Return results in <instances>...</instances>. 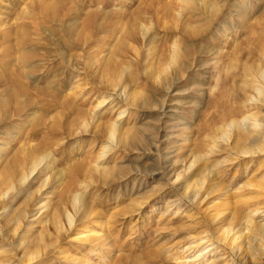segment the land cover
<instances>
[{"label": "rangeland", "instance_id": "1", "mask_svg": "<svg viewBox=\"0 0 264 264\" xmlns=\"http://www.w3.org/2000/svg\"><path fill=\"white\" fill-rule=\"evenodd\" d=\"M262 20L264 0H0V264H264L261 237L204 239L216 212L264 225V153L226 161L239 134L264 144L242 104ZM231 180L254 185L237 207Z\"/></svg>", "mask_w": 264, "mask_h": 264}, {"label": "bare ground", "instance_id": "2", "mask_svg": "<svg viewBox=\"0 0 264 264\" xmlns=\"http://www.w3.org/2000/svg\"><path fill=\"white\" fill-rule=\"evenodd\" d=\"M260 22V21H259ZM262 24L260 23L258 25V32L260 33L259 36H258V39L256 40L258 44L257 47H262L264 48V20L261 21ZM255 41V42H256ZM256 47V48H257ZM259 49V48H258ZM217 63V62H216ZM248 69H250L251 71H253L252 75L256 78V80L254 81L255 82V86H251V88L253 89V92H251V94H247L246 95H243V99H242V104L245 105H258L259 103H263L264 104V64L262 66V68H259L258 67V70H254V68L252 67H248ZM226 77V76H225ZM220 79H223V78H220ZM221 82V81H220ZM224 83H226V79H224ZM221 84V83H220ZM216 86L214 88H212L211 91L213 92H217V90L219 91V89L221 88V85H218V84H215ZM212 93V92H211ZM234 119V118H233ZM252 119H255V122L254 123H250V121ZM253 121V120H252ZM262 124H259V120L258 118H256V115L254 114H248L247 117L243 118V120L239 121H235V120H232L230 122H227L224 126V129L226 130L225 133L223 134V136H227V132H230L231 131H238V130H244V132H249L252 130V127H255V128H259L261 127ZM116 131H117V126L116 125H113L111 126V130L109 131L108 133V139H114L115 137V134H116ZM246 133V134H247ZM240 134L238 135V138L237 139H233L230 144H229V148H228V153H229V156L226 158V161L227 163H230L231 166L232 164H239L240 162L242 161H245L246 159H248V157L250 156H254L256 154H260L261 152L264 153V144H263V141L262 139L260 140V137L258 138H254V139H250L249 140V137L244 140V138H240ZM259 141V142H258ZM249 142V143H248ZM126 143V142H125ZM248 144H251V145H248ZM253 144V145H252ZM30 161V159H29ZM44 161V158H37V157H33V159L31 158V161H30V172L31 174L33 172H35V169H37L41 164L42 162ZM229 164V165H230ZM240 165V164H239ZM250 165V163H249ZM237 166V165H235ZM168 171H172V163L169 164L168 166H166ZM229 167V166H228ZM239 167V166H238ZM210 173V172H209ZM218 173V172H217ZM247 174V173H246ZM245 174V175H246ZM23 176L20 178V181L19 182H25L27 179H28V176H29V173L25 172L22 174ZM216 174L215 172H212V176L214 177ZM237 177V175H236ZM177 178V177H176ZM181 178V174L178 176L177 180H175L174 182H178ZM207 178V177H206ZM232 181V180H231ZM239 183V182H238ZM255 183V181H254ZM236 183L234 182V180L230 183L229 186H226L224 189H225V193L227 195V205H231V203L233 202L232 199H236L237 197L239 196H242V192L246 189L247 191L249 190L248 188H250V186H254L251 184V182L249 181H243L242 183H240L239 185L237 184V188L234 189V185ZM259 184V183H258ZM257 184V185H258ZM256 185V184H255ZM261 185V184H260ZM259 185V186H260ZM45 186V185H44ZM219 186V185H218ZM12 188V186H11ZM199 188V187H198ZM254 188V187H252ZM264 188V187H263ZM216 189H217V185H216ZM215 190V189H214ZM214 190L212 192H214ZM211 192V194H212ZM200 191H195L194 194L190 197V200L192 204H195L196 200H198V196L200 195L199 194ZM6 194L3 195V197H5ZM210 195V194H209ZM200 198V197H199ZM246 197H242L241 200L239 201H234L232 204L236 207H237V203H245L246 200H245ZM78 199V197H74V200L76 202V200ZM207 199V196L206 198ZM204 199V200H205ZM73 200V202H74ZM74 202V203H75ZM73 203V204H74ZM197 203V202H196ZM202 203V202H200ZM225 203V202H224ZM77 203H75L76 205ZM171 207V203H169ZM173 204V203H172ZM242 206H245L243 205ZM74 205V206H75ZM221 205V204H220ZM224 207V205H222ZM221 206V207H222ZM239 206V209L242 208L240 207L241 205H238ZM214 210L216 208H213ZM212 209V210H213ZM225 209V208H224ZM235 209V208H234ZM245 209V207H244ZM243 209V210H244ZM249 209V207H248ZM259 210V209H258ZM261 210V209H260ZM242 211V210H241ZM246 211V209H245ZM257 211H251L249 212V215H242L241 213L237 212V211H231L229 212V218L228 219H225V220H222L220 218H217V216L219 215L218 212H216L213 216H212V221L215 223L217 222L218 224H222L223 221H225V223L218 227L217 229H219L217 232L220 233L216 236V239L217 241L216 242H212V234L208 235V236H205L204 239H207V242L208 243H211L210 246H213L215 245L216 246V243L220 242L221 245L225 246L228 248V252H231L230 254H236L238 255H241L243 256L245 250H247L251 245H252V242L255 241L257 242V237H261L264 239V225L258 223V222H255L252 217H251V213H254ZM211 218V217H210ZM67 219H68V222H69V225L71 224V221L73 220L71 215L69 213H67ZM229 222V223H227ZM54 225L58 228L61 229V226L58 225L55 221ZM223 229L222 232H220V230ZM237 228V229H236ZM214 230V229H213ZM211 238H210V237ZM81 237H84L81 236ZM243 237L245 238V240H243L242 242V239ZM99 239L101 237H98ZM105 238V237H104ZM102 239V241L104 242L105 239ZM107 238V237H106ZM84 238H82V241H83ZM203 239V238H202ZM215 239V240H216ZM259 239V238H258ZM78 240L80 241V239L78 238ZM95 240V239H94ZM107 240V239H106ZM97 241V240H96ZM101 241V240H100ZM101 241V242H102ZM87 242V241H86ZM99 242V241H97ZM205 242V241H204ZM88 243V242H87ZM99 243H97L98 245ZM202 244V243H201ZM245 245L248 246V248H245ZM220 246V245H219ZM220 248V247H217V249ZM207 250L208 248H203V251H201L198 255V259L199 257H206V253L205 250ZM215 249V248H214ZM220 250V249H219ZM213 251V250H212ZM223 251V250H221ZM64 253V252H63ZM221 253V252H220ZM226 253L223 251V253H221V256H222V260L224 259V255ZM220 255V254H219ZM230 255V256H231ZM238 255V256H239ZM25 256V255H23ZM28 256V255H26ZM68 257V256H67ZM220 257V256H219ZM31 257H29L30 259ZM69 259V258H68ZM70 259H73L70 258ZM220 259V260H221ZM242 259L244 260V257H242ZM217 260V259H216ZM214 260V262L216 261ZM29 261V260H27ZM26 261V262H27ZM214 262H212L214 264ZM211 263V264H212ZM217 263V262H215ZM221 264V263H219Z\"/></svg>", "mask_w": 264, "mask_h": 264}]
</instances>
